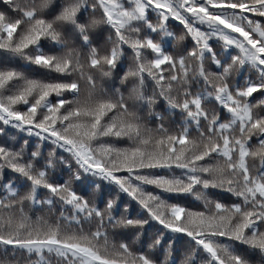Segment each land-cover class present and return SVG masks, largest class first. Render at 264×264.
Wrapping results in <instances>:
<instances>
[{
    "label": "snow or ice",
    "instance_id": "obj_1",
    "mask_svg": "<svg viewBox=\"0 0 264 264\" xmlns=\"http://www.w3.org/2000/svg\"><path fill=\"white\" fill-rule=\"evenodd\" d=\"M0 264H264V0H0Z\"/></svg>",
    "mask_w": 264,
    "mask_h": 264
}]
</instances>
